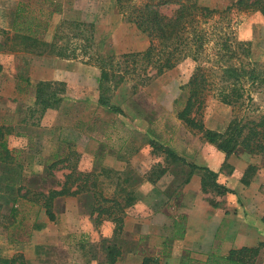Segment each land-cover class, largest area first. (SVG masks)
<instances>
[{
  "label": "rangeland",
  "instance_id": "374dc122",
  "mask_svg": "<svg viewBox=\"0 0 264 264\" xmlns=\"http://www.w3.org/2000/svg\"><path fill=\"white\" fill-rule=\"evenodd\" d=\"M19 1L0 0V124L11 127L7 145L17 154L8 170L0 163V179L6 172L46 191L73 166V176L81 173L78 182L88 172L87 184L95 177L98 192L122 203L127 193L115 185L118 176L133 198L121 223L104 215L95 220L91 192L55 197L54 220L39 204L7 201L0 214V257L22 254L28 264H142L144 257L149 264H200L211 250L226 253L264 241V151L238 147L225 154L177 116L196 64L207 68L208 82L192 114L206 127L223 131L234 115L251 119L264 113L262 12L235 0H198L224 9L200 24L208 35L203 55L160 74L152 67L136 74L122 54L144 49L148 38L122 16L115 0H21L23 16L37 20L35 40L13 27ZM174 7L161 9L170 14ZM87 34L90 47L83 46ZM97 54L112 62L115 74L104 103L98 100L100 68L92 59ZM39 79L66 82L64 90L56 89L61 98L53 106L40 109L35 103ZM231 81L242 96L227 104L218 90L224 85L228 91ZM152 140L171 153L153 151ZM57 158L65 159L49 170L44 166ZM192 163L208 165L229 190H202L203 170ZM101 166L110 173H100ZM159 168L165 172L150 181ZM176 219L183 223L181 236ZM111 247L113 262L107 259ZM255 264H264V246Z\"/></svg>",
  "mask_w": 264,
  "mask_h": 264
},
{
  "label": "trees",
  "instance_id": "16d2710c",
  "mask_svg": "<svg viewBox=\"0 0 264 264\" xmlns=\"http://www.w3.org/2000/svg\"><path fill=\"white\" fill-rule=\"evenodd\" d=\"M119 11L122 16L132 22L137 29L143 32L148 38V44L142 50L123 53L124 61L126 64L130 62L133 69L137 73L146 71L149 67L154 68L156 74H160L165 70L175 66L180 60L190 57L193 60H197L205 51V43L208 39L207 30L201 27L200 24L205 23L208 17L213 16L214 13L224 11V9L214 8L210 5H202L198 3V0H115ZM25 1H19L15 11L14 17V29H23L25 35L31 40L38 39V25L37 20L33 21L32 18L23 16L21 10ZM172 4L175 5L170 14H166L162 11L163 5ZM235 5L238 6H252L258 9L264 14V0H235ZM22 18V19H20ZM25 23V24H24ZM24 24L25 26H20ZM84 40V47H90L91 36L82 37ZM58 55L73 56L72 53L55 51ZM83 52H86L84 50ZM76 55V54H75ZM92 59L98 64L100 68L98 88L100 90L98 100L104 103V92L107 89V81L110 80L113 75V68L111 63L107 59L97 55H92ZM91 58L85 59L89 61ZM224 71V66L222 67ZM231 70V69H230ZM126 70L125 72H127ZM221 75L224 81V72ZM124 75V74H123ZM122 76V75H121ZM207 68L200 64H196L192 70L189 78L184 84L187 90L186 101L183 108L177 112V116L185 122L187 126L193 129H197L205 140L210 141L218 149L222 150L225 154H229L236 150L238 147H242L250 152L252 151H264V113L257 118L244 119L243 116L234 115L228 122L226 128L223 131L211 129L206 127L200 118L193 115L195 111L194 100L203 98L204 90L207 87L208 77ZM53 84L55 86L53 89ZM66 82L64 81H50L39 79L34 87L35 103H40V109L48 106H53L60 100V96H57L56 89L58 91L64 90ZM218 95L221 101L227 104H234L241 98L242 92L240 91V85L236 81H231L229 90H224V85L218 90ZM234 98V100H232ZM12 131L10 126L0 124V163L2 167L8 170L9 163L17 156L7 145V135ZM154 144L153 151L162 150L168 154L171 153L169 148H164L160 144ZM161 148V149H160ZM16 155V156H15ZM65 158H57L52 160L48 164H45L49 170L58 161ZM9 161V162H8ZM192 168L203 170L201 177L202 190L206 191L208 186L215 188L218 192L229 190L224 185L219 184L216 181V173L207 165H199L192 163ZM71 170L64 174V178L60 182H56V186H49L46 191L33 189L24 183L20 184L16 180H11V177L4 172V176H1L2 188L0 190V214L2 215V207L7 201L15 203L17 199L22 198L25 201L36 203L44 208V212L50 220L55 219V213L53 211L54 198L64 194H77L91 192L93 199V206L90 213L96 211L95 220L101 221V216L104 218H114L121 223V213L124 211L125 205H130L133 196L123 185L119 177L115 185L118 189L127 193L126 198L121 203L115 196H105L101 192H98L95 187V177L90 184H87L88 172L83 177L82 182H78L77 179L81 173L73 176V166ZM15 170L11 168V170ZM110 168L101 166L100 173H110ZM165 172V168H159L155 176H148V179L155 181L157 177ZM49 173H51L49 171ZM43 177V176H42ZM31 193V195H29ZM107 203V204H105ZM13 205L9 207V215L13 214ZM264 220V214L262 216ZM37 227L42 223H36ZM174 226H179L180 230L178 236L183 234V223L181 220H175ZM117 227V226H116ZM264 246V241H259L256 245H241L228 249L226 253H218L214 250L209 251L205 257L199 261L200 264H255L256 256L259 254L261 247ZM118 252L116 251V254ZM108 261H115L116 255L112 253V247L108 250ZM148 257L142 259V264H149ZM185 262V261H184ZM182 264H185V263ZM0 264H27L23 259L22 254L17 256H2L0 257Z\"/></svg>",
  "mask_w": 264,
  "mask_h": 264
},
{
  "label": "crops",
  "instance_id": "0c3cea01",
  "mask_svg": "<svg viewBox=\"0 0 264 264\" xmlns=\"http://www.w3.org/2000/svg\"><path fill=\"white\" fill-rule=\"evenodd\" d=\"M49 225H50V224H42L40 227H39V226H38V227L43 229V227L46 228V227H49ZM6 241H8V240L6 239ZM27 264H28V263H27Z\"/></svg>",
  "mask_w": 264,
  "mask_h": 264
}]
</instances>
